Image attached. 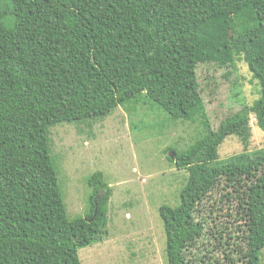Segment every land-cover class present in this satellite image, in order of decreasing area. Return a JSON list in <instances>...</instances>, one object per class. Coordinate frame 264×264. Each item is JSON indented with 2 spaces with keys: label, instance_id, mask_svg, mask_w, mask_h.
Returning <instances> with one entry per match:
<instances>
[{
  "label": "trees",
  "instance_id": "obj_1",
  "mask_svg": "<svg viewBox=\"0 0 264 264\" xmlns=\"http://www.w3.org/2000/svg\"><path fill=\"white\" fill-rule=\"evenodd\" d=\"M234 52L260 96L168 157L188 176L180 205L159 210L166 264L190 263L219 168L246 222L232 264H263L264 149L220 161L219 148L232 135L248 141L251 115L264 132V0H0V264H82L79 251L109 234L112 189L101 172L86 180V218H68L52 128L140 99L188 122L203 105L198 67L226 69Z\"/></svg>",
  "mask_w": 264,
  "mask_h": 264
},
{
  "label": "rangeland",
  "instance_id": "obj_2",
  "mask_svg": "<svg viewBox=\"0 0 264 264\" xmlns=\"http://www.w3.org/2000/svg\"><path fill=\"white\" fill-rule=\"evenodd\" d=\"M226 69L200 65L203 105L188 122L172 121L145 99L118 107L103 120L63 124L50 130L51 155L56 159L59 184L68 218H86L90 190L86 180L101 172L112 189L108 206L109 234L103 243L81 249L82 264H166V235L159 210L177 208L188 176L168 160L183 153L206 132L250 108L260 96L241 53L234 52ZM264 149V132L250 117L248 141L228 137L219 148V160ZM172 158V157H171ZM250 168L237 175L246 176ZM216 189L200 206L197 217L204 231L189 253V264H232L246 249L244 215L226 170L216 169ZM264 264V252L262 256Z\"/></svg>",
  "mask_w": 264,
  "mask_h": 264
},
{
  "label": "water",
  "instance_id": "obj_3",
  "mask_svg": "<svg viewBox=\"0 0 264 264\" xmlns=\"http://www.w3.org/2000/svg\"><path fill=\"white\" fill-rule=\"evenodd\" d=\"M171 157L174 158V154H171Z\"/></svg>",
  "mask_w": 264,
  "mask_h": 264
}]
</instances>
